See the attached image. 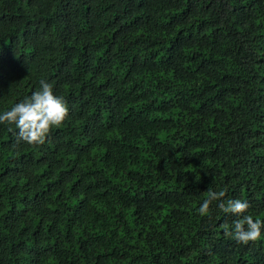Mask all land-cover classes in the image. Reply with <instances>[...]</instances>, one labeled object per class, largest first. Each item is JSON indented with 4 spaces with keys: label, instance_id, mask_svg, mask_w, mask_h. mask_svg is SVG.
Listing matches in <instances>:
<instances>
[{
    "label": "trees",
    "instance_id": "1",
    "mask_svg": "<svg viewBox=\"0 0 264 264\" xmlns=\"http://www.w3.org/2000/svg\"><path fill=\"white\" fill-rule=\"evenodd\" d=\"M41 79L69 117L0 124V264H264L198 212L264 221V0H0V113Z\"/></svg>",
    "mask_w": 264,
    "mask_h": 264
},
{
    "label": "clouds",
    "instance_id": "2",
    "mask_svg": "<svg viewBox=\"0 0 264 264\" xmlns=\"http://www.w3.org/2000/svg\"><path fill=\"white\" fill-rule=\"evenodd\" d=\"M39 88L16 103L10 110L0 113V124L14 125L17 141L29 145H43L53 128L63 126L69 117V108L63 96L54 94L53 85L44 79L39 81ZM9 131L12 128L9 127ZM198 212L201 216L210 213V205L218 202L221 212L236 217L231 225H222L225 235L230 236L238 244L247 245L264 238V221L254 219L249 214L250 204L244 199L227 198V190L214 191L209 187L205 193Z\"/></svg>",
    "mask_w": 264,
    "mask_h": 264
}]
</instances>
